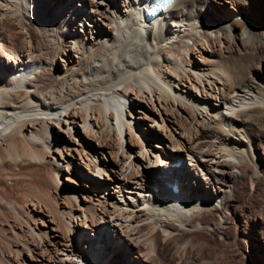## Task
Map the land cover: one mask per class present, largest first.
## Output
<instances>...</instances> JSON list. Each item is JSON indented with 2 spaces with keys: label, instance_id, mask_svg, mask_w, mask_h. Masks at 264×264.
<instances>
[{
  "label": "bare ground",
  "instance_id": "6f19581e",
  "mask_svg": "<svg viewBox=\"0 0 264 264\" xmlns=\"http://www.w3.org/2000/svg\"><path fill=\"white\" fill-rule=\"evenodd\" d=\"M149 1L88 0L96 10L81 13L79 0H0V157L5 147L22 148L13 141L20 136L28 156L47 163L51 155L57 172L80 160L98 179L80 200L68 191L74 209L58 207L66 234L51 218L50 227H31L34 241L15 250L28 252L30 264H164L156 231L175 252L184 251L180 264H218L195 257L203 242L175 236L213 230L205 220L211 215L219 224L251 222L248 202L236 206L235 193L258 164L264 140V0H222L237 8L233 13L218 0H177L148 21ZM256 11L258 20H247ZM147 108L173 145L171 151L164 144L156 165L140 137L164 139L141 126ZM187 118L196 125L191 134L180 126ZM81 120L87 143L72 132ZM91 142L110 166L98 161ZM134 167H142L138 177ZM261 177L253 174L251 182ZM165 181L176 182L179 192L167 191ZM87 194L98 203L87 205ZM145 235L148 261L138 249Z\"/></svg>",
  "mask_w": 264,
  "mask_h": 264
},
{
  "label": "rangeland",
  "instance_id": "374dc122",
  "mask_svg": "<svg viewBox=\"0 0 264 264\" xmlns=\"http://www.w3.org/2000/svg\"><path fill=\"white\" fill-rule=\"evenodd\" d=\"M8 1L11 2L13 0ZM218 1L221 2L219 3V5L227 6L230 12H236L234 10L236 7L231 3V1ZM87 2L88 0H79V2L77 3L78 5H81L79 7L82 9L81 13H92L96 10L94 8L88 7ZM250 4L254 5L251 2ZM213 14L214 12L209 13L210 16H212ZM256 14L257 15L255 16V18H247V20L251 22H253L254 20H258L257 11ZM247 15L250 16V14ZM241 16L243 18L245 17L242 14ZM238 30L239 27L237 26L232 28V32H237ZM263 67L264 65L262 64V68ZM219 100L220 99L216 98L214 102L216 105L218 104V106L222 107ZM236 104L238 105V101L236 102ZM147 106H149V108H153L152 105ZM227 108V106L223 108V114L231 115L232 111L228 110V112L226 110ZM145 112L146 114L142 116L144 117L147 115L148 118L141 123V126H147L148 129L155 132L157 131L160 137H162L163 135L164 139L162 142L160 139L153 138V135L151 137H140L144 144L148 157L151 160V164L156 165L157 163L155 162L157 161V156L163 158V152L165 151L164 144L165 146L170 144L171 151L173 149V145L171 144L169 138L164 136V134H162V132L160 133L159 131V126H164L159 116L154 114L151 110H148V108ZM185 120H182L185 122V124L181 121L182 123L180 122V126H182L188 134H191L195 131L194 128L196 127V125L194 123H191V119L187 118V123ZM79 124L80 125L77 131L73 130L72 132L74 133V136L76 138H78L84 143H87L88 140L86 142V139L84 140L83 136L84 130L82 128V120ZM130 125L132 127L134 126L133 130L136 132L137 135H140L139 122H135L134 119H132L130 120ZM254 131L256 132H254V134L256 135L257 131L255 129ZM15 138L17 139L15 140ZM13 141L19 143L22 148L19 150H14L7 149L5 147V150L2 152L3 154L0 157V264H30V261H28V252H23V254L18 256L15 250L19 247L20 243L22 242L30 244L32 241H34V239L32 238L33 232L31 227L35 226L38 229L50 227V225L52 226V224L48 222V219L50 218L55 219V223L58 224L59 221H56L59 219L57 211L62 207L64 210L66 209V211H68L70 209H74L75 205H77L74 200H71L69 198L68 191H75L80 200V197L82 199L81 193L89 192L90 189L88 188V185L92 182H96V180L98 179L95 178L92 174L88 173L87 168L83 165L80 160H76L75 167L70 166L68 168L69 170L63 168L61 169V171L57 172L55 166L50 163V160H52L51 155L46 157L47 163H41L40 160H37L33 156H28V154H32V151L20 136H15L13 138ZM129 141V139H121V143L127 148L129 147ZM91 143L93 144V146H95L94 154L97 157L98 161L101 162V164L102 162L103 164L106 163V167L110 166L111 164L109 160H104L105 157L103 156V154H100L103 151L101 147L97 145L98 143ZM157 144L160 145L161 148L155 146ZM22 149L23 151L25 150V156H23L22 154ZM84 149L90 152L87 147ZM256 151L258 164H253L248 168L247 174L249 176L246 174L247 180L245 179L246 181L243 186H239V188L236 189L235 193V200L237 201L236 206H238L241 201L248 202L246 203V216L248 217V219H251V222H248L249 226L246 224H242L241 226L238 223V220H236L235 218L228 219L227 223L223 222L219 224V222H221L220 217L218 215H211L208 216L205 220L209 223L211 222L210 224L213 225V230L210 231L206 229L202 231L188 232L185 234L180 233L177 235V237L175 236L176 239L178 238L186 240L189 238L196 239L197 241H195L197 242V244L200 241L204 243V245L201 248L195 250L194 253L195 257L199 261L202 259V262L207 258V260L214 261V263L218 264H264V140L258 144ZM105 156L107 157L108 155ZM55 157L60 160V158H58V155H55ZM111 162L114 163V160ZM146 163L149 164L148 162ZM64 166L66 165L64 164ZM138 169V167H134V174L137 177L140 174L142 167L141 169ZM254 172L263 176L261 177L260 182H257L258 184H253V181L251 182V176L253 177V174H256ZM68 179L72 181L75 180L74 183L76 184H72ZM103 185V189H106L105 184ZM205 191H207V193L209 192L208 190ZM59 195H63V197H60ZM86 199H88L87 201H89L87 205L93 206L98 203L96 202V197L94 195L87 194ZM102 199L104 198H101V200ZM57 204L58 206H56ZM45 207L48 210L45 209ZM236 211L239 210L236 208ZM225 220L226 219H224V221ZM59 223L62 224V221H60ZM60 224H58L57 227L54 228H57L59 231H62L66 234L64 227ZM215 226L217 228L221 226L222 229L220 227V229H217L216 231ZM223 227H225L224 230ZM153 236L156 238L155 244L158 245L156 246V252L160 254L159 256L163 259L164 264H180V262L184 260V251L179 250L178 253L175 252L173 243L165 241V238H163L164 236L161 231H156ZM206 236H208L210 239H208V237ZM145 237L146 238L143 237L144 240L142 239L143 241H146V243L143 242L145 246L141 245V240L140 244L137 245V247L141 245L138 249L140 254H142L143 256L142 259L148 261V256L143 255V252L145 254L147 252L146 249L148 248V246L146 245L148 238L146 235ZM103 238L105 239L107 237L104 236ZM122 243L124 244V242ZM200 251L202 252L200 253ZM137 255L138 254L133 253V256ZM112 259L113 257L111 258V260ZM115 264H118V262H115Z\"/></svg>",
  "mask_w": 264,
  "mask_h": 264
},
{
  "label": "snow or ice",
  "instance_id": "6c2138e0",
  "mask_svg": "<svg viewBox=\"0 0 264 264\" xmlns=\"http://www.w3.org/2000/svg\"><path fill=\"white\" fill-rule=\"evenodd\" d=\"M166 2H167V0H166Z\"/></svg>",
  "mask_w": 264,
  "mask_h": 264
}]
</instances>
